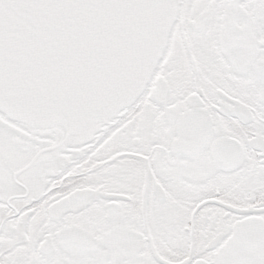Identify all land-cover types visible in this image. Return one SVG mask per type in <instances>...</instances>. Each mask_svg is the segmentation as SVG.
<instances>
[{"label": "snow or ice", "instance_id": "snow-or-ice-1", "mask_svg": "<svg viewBox=\"0 0 264 264\" xmlns=\"http://www.w3.org/2000/svg\"><path fill=\"white\" fill-rule=\"evenodd\" d=\"M0 264H264V0H0Z\"/></svg>", "mask_w": 264, "mask_h": 264}]
</instances>
